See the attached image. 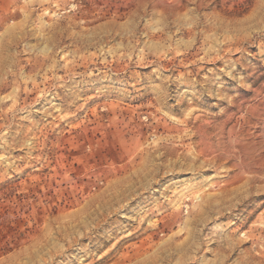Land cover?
Wrapping results in <instances>:
<instances>
[{"label":"rangeland","instance_id":"374dc122","mask_svg":"<svg viewBox=\"0 0 264 264\" xmlns=\"http://www.w3.org/2000/svg\"><path fill=\"white\" fill-rule=\"evenodd\" d=\"M0 264H264V0H0Z\"/></svg>","mask_w":264,"mask_h":264}]
</instances>
